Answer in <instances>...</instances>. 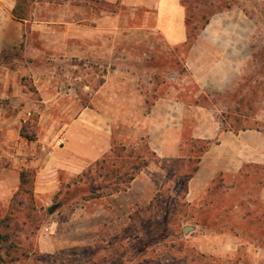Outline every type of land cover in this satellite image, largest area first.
<instances>
[{
    "label": "rangeland",
    "instance_id": "obj_1",
    "mask_svg": "<svg viewBox=\"0 0 264 264\" xmlns=\"http://www.w3.org/2000/svg\"><path fill=\"white\" fill-rule=\"evenodd\" d=\"M26 2L0 56V264H264V165L188 178L218 131L264 130V0H181L178 44L146 7ZM117 144L150 161L112 193Z\"/></svg>",
    "mask_w": 264,
    "mask_h": 264
},
{
    "label": "crops",
    "instance_id": "obj_2",
    "mask_svg": "<svg viewBox=\"0 0 264 264\" xmlns=\"http://www.w3.org/2000/svg\"><path fill=\"white\" fill-rule=\"evenodd\" d=\"M116 0H112L114 2ZM128 7H146L143 25L162 32L170 43L178 44L187 39V11L181 0H120ZM16 0H0V56L6 48L13 47L22 36L21 29H12L17 19L13 15ZM19 21V20H18ZM215 141L205 152L193 180L208 185L218 173L238 175L248 164L264 165V130L245 129L241 132L218 131ZM213 138V137H210ZM195 182V181H194ZM196 186H194L195 188ZM260 255L262 246H258Z\"/></svg>",
    "mask_w": 264,
    "mask_h": 264
},
{
    "label": "trees",
    "instance_id": "obj_3",
    "mask_svg": "<svg viewBox=\"0 0 264 264\" xmlns=\"http://www.w3.org/2000/svg\"><path fill=\"white\" fill-rule=\"evenodd\" d=\"M17 3L13 9V15L18 20L27 19L26 0H16ZM147 149L148 144H145ZM208 146H204L203 150L206 151ZM150 152V148L147 150ZM150 158L145 151L130 148L124 144H117L112 147L109 154L98 162L101 163V168L105 170L104 177L112 179V193H117L122 190H126L132 181L136 178L141 169L148 165ZM199 166L197 165L189 174L188 178L192 177L197 172ZM22 184L26 182L25 171L22 172ZM187 181H183V185H186ZM4 240V234L0 233V244Z\"/></svg>",
    "mask_w": 264,
    "mask_h": 264
},
{
    "label": "water",
    "instance_id": "obj_4",
    "mask_svg": "<svg viewBox=\"0 0 264 264\" xmlns=\"http://www.w3.org/2000/svg\"><path fill=\"white\" fill-rule=\"evenodd\" d=\"M52 210V209H51Z\"/></svg>",
    "mask_w": 264,
    "mask_h": 264
}]
</instances>
